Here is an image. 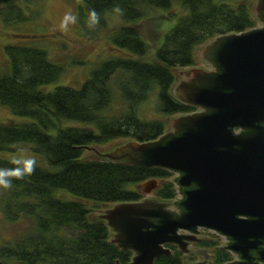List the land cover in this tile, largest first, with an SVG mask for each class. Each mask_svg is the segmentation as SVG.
<instances>
[{
  "label": "trees",
  "instance_id": "trees-1",
  "mask_svg": "<svg viewBox=\"0 0 264 264\" xmlns=\"http://www.w3.org/2000/svg\"><path fill=\"white\" fill-rule=\"evenodd\" d=\"M255 1L79 0L80 25L93 11L98 20L106 13L120 16L123 25L110 35V40L129 58L117 57L103 63L76 90L58 86L45 91L63 74V68L53 64L46 51L4 47L8 70L0 73V106L20 121L0 123V153L11 152L16 145H29L44 167L36 164L31 174L20 179L10 176L12 187H1L8 195L3 201L8 221L24 217L33 227L22 238L0 247V264L131 263L132 254L110 242L106 224L91 217L108 205L140 203L144 195L137 187L149 181L161 182L154 191L157 200H175L176 188L169 181L172 175L157 168L87 160L85 152L118 140L144 144L161 138L165 122L145 121L137 113L151 95L157 97V113L165 118L194 112L172 95L176 71L197 66V49L213 40L254 30L257 22L251 8ZM174 6L186 14L164 34L153 57L147 59L149 49L137 23L148 10L165 13ZM33 17L36 15L24 13L18 0H0V20L5 25L24 23ZM114 80L125 113L106 118L104 113L115 100L111 88ZM17 168H24L23 161L0 160V169ZM66 194L72 199L64 198ZM216 256L221 258L220 254ZM155 264L183 262L175 252Z\"/></svg>",
  "mask_w": 264,
  "mask_h": 264
},
{
  "label": "water",
  "instance_id": "water-1",
  "mask_svg": "<svg viewBox=\"0 0 264 264\" xmlns=\"http://www.w3.org/2000/svg\"><path fill=\"white\" fill-rule=\"evenodd\" d=\"M258 1L262 28L212 41L205 58L216 73L189 71L191 82L177 87V100L201 112L177 118L176 133L166 138L127 144L112 161L176 174L182 197L120 204L105 217L119 233L117 247L136 255L131 264L165 256L162 246L180 245L179 231L264 238V134L256 131L264 125V0ZM157 187L149 181L141 192L149 196Z\"/></svg>",
  "mask_w": 264,
  "mask_h": 264
},
{
  "label": "rangeland",
  "instance_id": "rangeland-1",
  "mask_svg": "<svg viewBox=\"0 0 264 264\" xmlns=\"http://www.w3.org/2000/svg\"><path fill=\"white\" fill-rule=\"evenodd\" d=\"M258 0L252 5V16L257 22V29L262 26L260 11L258 9ZM20 8L28 16L36 15L29 21L7 26L0 20V73L4 74L8 70V62L4 55L5 46H24L44 50L48 54L49 60L63 68V74L58 83L45 88L46 92L52 91L55 87L64 86L71 89H80L81 86L91 77L92 73L112 58H129V54H123L112 44L110 38L112 33L121 25L122 19L119 15L106 13L98 23L93 24L88 17L83 25L78 23L77 14L79 0H18ZM186 13L178 6L171 8L169 12H158L148 10L143 20L137 23L143 40L148 46L151 59L154 55L155 46L160 45L162 37L171 30L180 17ZM75 17V20L66 19ZM260 23V24H259ZM212 43V42H211ZM210 44V43H209ZM206 46L197 49L195 57L197 66L186 70L195 72H209L206 64ZM176 82L173 87L172 95L177 99V87H182V82H191L190 75H182V70L176 71ZM116 80V79H115ZM115 80L111 83L115 100L111 107L104 113L106 118H118L124 115L125 106L121 103ZM157 97L151 95L149 102L142 104L138 108V116L145 121H163L166 124V130L161 138H166L168 134L176 133V119L182 116L163 117L157 113ZM20 119L14 117L7 109L0 106V123H19ZM71 127L84 128L81 124H69ZM134 141L118 140L103 147H90L85 152L87 160H108L114 161L119 150ZM108 156L113 158H108ZM35 159L36 164L44 167L40 156L32 151L29 145H16L11 152L0 153V160L24 161ZM175 177L169 181L174 182ZM158 187L161 184L157 181ZM141 187L137 189L141 192ZM6 192L0 187V247L10 244L17 239L25 236L33 227V223L24 217H18L16 222L8 221L3 201L7 198ZM62 196V195H61ZM64 197V196H62ZM64 198L71 200V196L66 194ZM148 199H156L155 194L144 196L141 203L147 204ZM180 195L173 201H181ZM115 206H105L101 210L94 212L92 219L103 221L110 231V242L117 246L119 233L105 219L111 211L117 208ZM90 209L93 206L88 204ZM119 207V206H118ZM208 238H213L208 235ZM132 262V261H131Z\"/></svg>",
  "mask_w": 264,
  "mask_h": 264
},
{
  "label": "flooded vegetation",
  "instance_id": "flooded-vegetation-1",
  "mask_svg": "<svg viewBox=\"0 0 264 264\" xmlns=\"http://www.w3.org/2000/svg\"><path fill=\"white\" fill-rule=\"evenodd\" d=\"M260 25L262 26V24ZM206 64L210 73H216V70L211 63L206 62ZM189 71L190 70H186L184 75L191 73L193 70H191V72ZM194 109L195 111L188 115L201 112V110ZM256 131L257 133H260V136L262 137L264 134V125L257 127ZM242 133V130H235V134L237 135H241ZM168 173L172 175V178H178L176 174L171 172ZM175 188L177 195H179L176 185ZM154 191L151 194H154ZM178 235L183 237L180 245L168 244L162 246L163 250L167 252V254L162 257L170 258L175 252H177L181 255L183 264H264V238H260L259 236H255V238L252 239L237 241L205 229H199L196 234L179 231ZM208 235L213 238H208ZM123 250L130 252L132 254V259L135 258L136 255L133 254L132 251L126 249ZM219 254L221 258L216 256ZM156 260L153 264H155Z\"/></svg>",
  "mask_w": 264,
  "mask_h": 264
},
{
  "label": "clouds",
  "instance_id": "clouds-1",
  "mask_svg": "<svg viewBox=\"0 0 264 264\" xmlns=\"http://www.w3.org/2000/svg\"><path fill=\"white\" fill-rule=\"evenodd\" d=\"M66 19L75 20V17L69 16ZM90 19L93 24L98 23L97 13L95 11L90 13ZM16 163L21 161L17 160ZM24 168H17L14 171L8 169H0V187L5 189L12 187V181L8 179L10 176H15L18 179L23 178L25 174H31L34 171V166L36 165L35 159H27L23 161Z\"/></svg>",
  "mask_w": 264,
  "mask_h": 264
}]
</instances>
